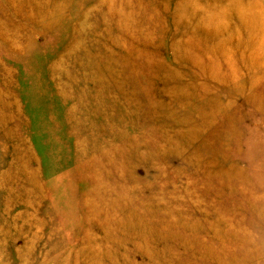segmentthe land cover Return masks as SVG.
<instances>
[{"label": "rangeland", "instance_id": "374dc122", "mask_svg": "<svg viewBox=\"0 0 264 264\" xmlns=\"http://www.w3.org/2000/svg\"><path fill=\"white\" fill-rule=\"evenodd\" d=\"M0 264H264V0H0Z\"/></svg>", "mask_w": 264, "mask_h": 264}]
</instances>
